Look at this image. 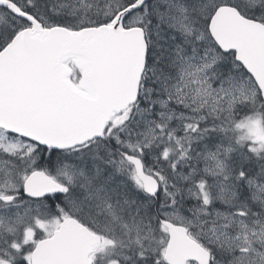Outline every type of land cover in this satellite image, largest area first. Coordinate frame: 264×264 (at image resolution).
I'll return each instance as SVG.
<instances>
[{
    "label": "snow or ice",
    "instance_id": "1",
    "mask_svg": "<svg viewBox=\"0 0 264 264\" xmlns=\"http://www.w3.org/2000/svg\"><path fill=\"white\" fill-rule=\"evenodd\" d=\"M0 264H264V0H0Z\"/></svg>",
    "mask_w": 264,
    "mask_h": 264
}]
</instances>
